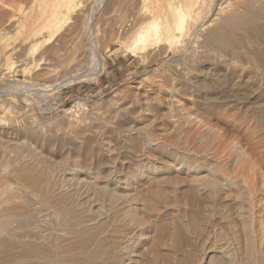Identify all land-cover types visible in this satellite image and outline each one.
Returning <instances> with one entry per match:
<instances>
[{
  "label": "bare ground",
  "instance_id": "1",
  "mask_svg": "<svg viewBox=\"0 0 264 264\" xmlns=\"http://www.w3.org/2000/svg\"><path fill=\"white\" fill-rule=\"evenodd\" d=\"M16 1L0 0V39L21 63L26 49L5 31L20 26ZM120 3L41 0L44 17L30 36L54 43L37 61L60 63L85 36L89 75H96L102 63L93 25L101 7V24L141 62L181 54L187 44L188 54L173 57L156 81L139 82L127 106L118 96L98 135L75 127L56 137L44 125L24 140L0 134L13 153L0 183V264H264V137L250 126L264 119V0ZM78 79L41 87L0 82V97L31 99L28 91ZM209 91L220 95L204 100ZM179 142L189 146L178 149Z\"/></svg>",
  "mask_w": 264,
  "mask_h": 264
},
{
  "label": "rangeland",
  "instance_id": "2",
  "mask_svg": "<svg viewBox=\"0 0 264 264\" xmlns=\"http://www.w3.org/2000/svg\"><path fill=\"white\" fill-rule=\"evenodd\" d=\"M120 2L121 3L119 6L123 4L121 6V8H123V6H127L126 3H128V0H120ZM0 5H2L1 2ZM12 6H14L15 9H17L15 11L13 7L12 10L14 11L13 13L16 14V16L18 15L17 17L19 18V21L21 23L20 22H19L20 24L18 23V25L20 26H17V23H15V25H13L14 28L13 26H5L7 28V30L5 31H7V35L9 36L8 40H10L15 44L20 43L22 44L21 48L26 49L24 56H27V60L30 63L28 64V62H26L27 60L21 62L22 64L20 62H16L15 61L16 59L14 58L15 55L14 54L8 55L9 52H7L8 51L7 46L5 47V43L2 41L3 39H0V71L3 70L4 72V74H2V72L0 73V82L3 83L8 82L6 83L8 86L22 82V84L25 83L24 85L30 84L31 86L38 87L40 85L41 86L55 85L61 81L68 79L73 75H76L81 79H78L77 82L74 81L70 84L51 87L50 90L47 92L35 93L33 91L30 92L28 91V93H30L29 95L32 97L31 99H27L23 96H17V95L1 96L0 97V134L4 135V137L7 136L8 138L11 139V141H13L15 137L18 136L22 137L28 135L29 131L41 125L42 126L44 125L45 127L47 126L46 130L48 131L44 129L45 133L49 132V134H51L52 131L53 132L52 134H54L53 136L57 134L56 137H58L59 135L64 137L65 134L66 136L70 135L71 131H73L75 127H77L75 128L77 132L81 131L84 128L83 131L85 130V132L81 135L100 134L101 130L98 129V126L102 125L100 128L103 127L102 128L103 130H106V128L109 127L110 125L109 122L111 121V117L109 118V116L113 114L114 110L116 111V105L119 103V105L126 104L127 106L129 99L128 96L132 91L135 90L139 82L142 81L146 82L145 84L147 83L150 84L151 81L154 82V80L157 79V76L160 77L165 74L164 69H166L167 66H169V64L172 61L173 62L171 64L174 63L175 59L184 56L185 53L188 54L187 51H189V49L186 50L188 46L187 44L185 49L184 46L183 48L178 49L180 50L181 54L174 55L172 54V52L165 53L166 55L161 54L160 56L154 54L152 58L143 60V62H141L138 59V57L133 56L129 53V51L127 50L126 43L120 44L119 42L113 40L114 33L111 31L110 29L111 26L109 25V23L106 24L103 23L104 26L101 24V22L103 21V17L105 20L106 18L105 15L107 14L105 13L104 15L101 13V10L104 8L101 7L99 11L100 14L98 13L99 16L97 14L95 15L97 18L94 16V25H93V32L97 44V50L101 57L100 61L102 63L100 71L96 75L93 74L89 75V73L93 71V64L89 59L90 57L88 56L89 45L87 39L86 38L84 39L85 37L84 35H83L84 37H79L77 39V41H79L78 43L80 44H78L77 41L75 42V44H71V46L72 45L73 46L69 47L68 49V51L70 50L71 51L66 52L67 54H69V57H67V54H65L64 55L65 57H63L60 63L59 61L57 62L55 60L54 63H51L50 64L51 66L49 65L48 67L44 64L43 61L42 62L37 61V59L41 53V52L39 53V51H42L44 47H46L47 45H51L52 44L51 42L53 41H51L49 44H46L42 42V39L37 38L33 40L30 36V33L32 34V32H34V30L36 29V27L44 17L43 16L44 6H41V0H33V2L29 1V3L28 1L26 2V0L25 2L24 0L22 1L17 0L15 3L14 2L12 3ZM215 12L216 11H213L209 15L208 18L209 20L215 17L216 15ZM100 15L103 16L100 17ZM0 26H4V25H0ZM0 34L2 35L1 32ZM43 34L46 33L44 32ZM41 37L42 36H40V38ZM31 41L33 42L30 43ZM79 45L82 48H80ZM82 45L85 46L83 47ZM76 46H78L79 48ZM263 46L264 45H262L261 47ZM182 49L186 51L184 52ZM173 57L175 59H173ZM211 61H215V59L213 58ZM9 65L12 69L8 67ZM212 65H214V62L211 63V65L206 64L205 65L206 71L205 70L204 71L210 73L213 72L214 69H210L211 68L210 66ZM4 66L5 67L7 66L9 69L4 70L3 69L5 68ZM217 67L220 68L219 69V71H221L220 73H224L225 71L224 66L218 65ZM91 75L94 77L92 78ZM218 95H220V93L218 92L212 93L211 91L203 92L202 94L203 97L207 98V99L203 98L204 100L214 99ZM118 96H120V99ZM9 98L13 99L14 101L13 104H15V106L13 104L11 105L9 104V106H7L6 102H8ZM111 99L116 100V103L111 102L112 103L111 104L110 103ZM118 99L119 102L117 103ZM120 102L122 103L120 104ZM224 102H225V106L230 105L227 98L224 100ZM256 103L259 104L260 101H257ZM246 110L247 109L242 110V112H248ZM260 121L259 123L256 122V124L253 123L250 126L253 127L256 125L255 128L258 130L259 133L258 136L264 137V119ZM97 124L98 126H96ZM92 125L93 126L95 125L96 127L93 128ZM105 125L108 127H106ZM85 126L88 127L89 130L88 128L85 129ZM89 126H92V128ZM91 129L92 131H90ZM68 131L70 132V134ZM260 131H262L263 133ZM21 137L20 139L23 140L25 139ZM179 145L182 147V149L184 147L186 149V147L189 146L179 142V144H176L175 147L180 149ZM8 149H5V147H3L2 144H0V183L4 181L2 176H4L5 178L6 174L9 171L8 169H11L12 167L11 160L13 158L12 157L13 153L7 152ZM1 179L3 180L1 181ZM10 184L12 186H15V182L12 181V179ZM38 205L44 207L42 208L40 206L43 210L45 209L47 210L48 208L45 207L46 205L42 203L41 204L39 203Z\"/></svg>",
  "mask_w": 264,
  "mask_h": 264
}]
</instances>
